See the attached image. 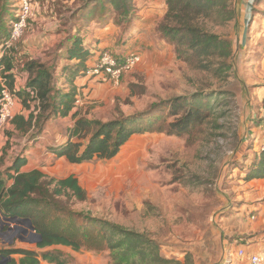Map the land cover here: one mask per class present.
Returning <instances> with one entry per match:
<instances>
[{"label":"rangeland","instance_id":"obj_1","mask_svg":"<svg viewBox=\"0 0 264 264\" xmlns=\"http://www.w3.org/2000/svg\"><path fill=\"white\" fill-rule=\"evenodd\" d=\"M20 1L0 0L3 39L9 36ZM215 1L219 7L216 5L208 15H197L191 8L189 17H196L193 25L197 22L200 29L231 41L233 54L223 69L218 56L211 59V68L203 69L199 67L202 59H189L177 53L176 43L160 30L163 25L186 20L187 15L167 16L168 0H153L151 5L149 2L139 5V0H134L133 17L129 15L125 20L109 0H103L102 5L94 0L88 3L75 0V5L83 7L80 14L74 13V5L60 1L56 4V18L63 26L65 37L72 40L80 37L93 51L90 67L106 49L114 54L141 56L120 85L101 80L97 87L88 89L87 96L77 92L82 115L108 121L121 114H143L144 124L152 122L155 130L131 137L113 159L95 158L72 164L64 157H57L55 150L69 139L68 131L76 119H50L42 128H33L28 133L12 129L13 123L0 127V169L6 170L15 157L21 155L30 161V167L24 170L38 167L48 178L56 179L74 175L86 190L85 200H79L72 193L56 196L58 207L51 209V214L58 219L57 226L75 222L90 230V224L94 226L92 222L100 219L148 235L158 243L163 256L183 264H230L232 257L226 247L232 245L236 264L245 261L236 258V248L244 242L239 240L243 238L239 227H234L235 233L228 231L241 218L249 222L259 220L258 210L246 212L245 216L239 214L245 204L246 175L257 152H262L263 139H258L256 147L251 123L245 117L246 95L241 73L244 62L240 59L242 51L237 41L238 0ZM231 13L235 16L226 20ZM33 16L34 9L31 18ZM77 21L80 26L78 31H73L71 25ZM95 22L97 28L107 31L89 30ZM2 42L1 39L0 44ZM72 44L73 41L64 38L57 48L62 47L63 51L57 56H47L54 83L57 78L61 79L60 86L66 90L70 88L67 79L74 73L76 64L67 58ZM189 109L198 111V116L187 121ZM29 113L30 110L22 106L19 114L28 116ZM188 122L191 128L185 133H178V126H170L172 123L185 126ZM48 127L52 134L46 132ZM167 130H175L177 134ZM89 138L88 135L73 140L85 146ZM262 189L264 191V184ZM38 241L28 221L4 220L0 215V251L26 248L36 250L41 256L46 250H54L61 252L65 264L113 263L112 251L105 241H84L79 250L62 245L40 249ZM261 254L264 257V253ZM4 262L0 259V264ZM40 264L55 263L42 260Z\"/></svg>","mask_w":264,"mask_h":264},{"label":"trees","instance_id":"obj_2","mask_svg":"<svg viewBox=\"0 0 264 264\" xmlns=\"http://www.w3.org/2000/svg\"><path fill=\"white\" fill-rule=\"evenodd\" d=\"M94 1L98 2L99 5L103 4V0ZM109 2L116 11L120 12L124 20L129 15V18L133 17L131 8H135L134 0H109ZM168 2L170 8L167 16H171L172 13L175 18H181L184 14L187 15L186 20L176 21L174 25H163L160 30L165 37L176 43L177 53L180 56L186 55L189 59L192 57L202 59L199 67L203 69L211 68L213 64L211 59L218 56L222 60L220 64L222 69L226 68L225 65L228 66L226 61L233 54L231 41L223 39L215 33L200 29L196 24L197 22L192 24L196 17H189L191 8L197 15H208L216 5L219 7V4H216L215 0H168ZM234 16L235 14L231 13L226 20H230ZM30 20L31 18L29 22ZM1 29L0 41L2 39L3 42L0 46L9 38L8 36L3 39ZM70 39L73 44L67 51V58L70 62L76 61V64L73 66L74 73L72 72L70 78L67 79L70 85L68 90L54 87L55 76L52 69L34 59L25 62L26 69L30 74L27 87L16 90L13 52H6L0 57V75L9 79L11 89L21 99L24 108L30 110L28 116L16 113L11 123L17 131L28 133L33 128H42L48 120L68 116L74 108H78L73 113V119L76 121L68 131L69 139L55 150L57 157H64L72 164L89 162L95 158L113 159L121 152L122 147L131 137L155 130L152 128V122L144 124L143 114H121L119 117L108 121L82 115L81 107L78 104L80 98L74 79L87 75L89 68L93 67L97 60L90 67L88 64L93 51L85 46L84 40L80 37H74L73 40L71 37ZM106 51L110 52L121 64L127 56L114 54L106 49L99 54L97 59ZM65 69L69 68L65 67ZM127 74H123L121 82ZM102 81L108 82L107 79H102ZM34 102H36L34 109H31ZM188 113L190 114L187 115V121L198 116V111L189 109ZM170 126L180 127L177 128L178 133L188 132L191 128L189 122L185 126L175 123L170 124ZM167 131L171 134H177L175 130ZM88 135L90 138L85 146L81 142L73 140L74 137L80 139L81 137L86 138ZM254 160L246 175L247 181L264 178V151L256 155ZM26 164L27 157L18 155L10 167L6 170L0 169V214L5 219L16 218L31 223L39 236L38 248L45 249L54 245H62L79 250L85 244L84 241L90 243L92 239H97L100 242L105 241L111 249L112 264H183L179 260L163 256L158 243L148 235L129 230L109 221L96 219L92 223L94 226L99 225V228L90 224L92 227L90 230L88 227L78 226L75 222H71L72 224L70 223L68 226L64 225V227L57 226L58 219L53 218L51 214V209L58 207L55 200L56 196L72 193L79 200H85L87 192L74 175L61 179L48 178L38 168L23 171ZM54 184L55 186H53ZM246 240H250V238H244L242 241L246 242ZM0 252V258L7 260L4 264H40L42 260L55 264L66 263L61 252L54 250H46L41 256L36 250L26 248H10ZM16 254L21 257L19 259L13 257Z\"/></svg>","mask_w":264,"mask_h":264},{"label":"crops","instance_id":"obj_3","mask_svg":"<svg viewBox=\"0 0 264 264\" xmlns=\"http://www.w3.org/2000/svg\"><path fill=\"white\" fill-rule=\"evenodd\" d=\"M59 1L69 4L71 7L74 5V11H76L74 13L80 14L82 11L83 7L81 5H75V0H33L32 6L34 9V16L31 18L27 30L19 42L18 51L13 55L15 60L13 72L16 78V90L25 89L28 85L30 74L26 69V61L34 59L48 66L50 63H48L47 56L49 54L57 56V53L59 54L63 51L62 47L57 50L58 45L63 42V39L66 38L68 42L71 40V37H65V32L62 33L63 26L58 23L56 18V4L59 3ZM86 1L88 3L89 0ZM148 2H146V0H139V5L146 3L151 5L153 0H149ZM237 14L236 21L239 32L237 41L242 51L240 59L244 62L241 73L244 78L243 89L246 95L245 111L247 112H245V117L246 121L251 123V136L256 143L255 146L258 147V139H263L264 135V0H238ZM96 24L97 23L95 22L94 25H91L89 30L95 28L101 29V31H107L102 28H97ZM79 26V21L71 25L73 31H78ZM142 41L143 39L141 38L140 42ZM128 45H131V42H129ZM138 47L140 48V46ZM20 58H22L21 61ZM126 76L124 77L125 79ZM99 81L98 77L92 78L91 76L85 75L77 78L75 84L77 86V91L83 92V95L87 96L88 91L90 90L89 88L92 86L97 87L99 85L97 82ZM60 82L61 79L57 78L56 83L53 84L54 87L60 88ZM61 88H64V86ZM21 104L22 101L20 99L16 106V113H20L23 106ZM78 104L80 107V101ZM77 109L78 108H74L70 115L58 117L56 120L65 119L69 121V119H73V113H75ZM51 120L53 121L54 118ZM63 127L65 129L64 122ZM12 129H14V126H12ZM46 132L52 134V130H50L49 127L46 129ZM63 134L66 136L67 131L63 132ZM258 149L256 151H258ZM1 154L2 153H0V155ZM258 154H260L259 151L256 155ZM9 157L11 158V156ZM29 164L30 161L27 157V164L23 167V171L30 170H24ZM262 184H264V178L253 179L246 182V190L244 191L245 204L241 207L239 215L245 216L246 212L248 213L252 210H258L259 220L257 222H249L241 218V221H237L234 226L230 228V231L228 232L232 234L235 233L234 227H239L240 234L243 235V238H239V240H243L244 238L247 239L248 237L250 238V240H246V242L242 244L236 241V243H239L236 248V253L242 247L246 248L248 254L264 253V191L262 189ZM262 217L263 222L260 223ZM226 249L228 251L230 250L229 253L232 257L230 264H236L233 256V249L235 248L232 245L227 246ZM236 258L239 257L236 256ZM247 259L248 257L241 258L242 261L245 260L241 264H248ZM238 261H240V259Z\"/></svg>","mask_w":264,"mask_h":264},{"label":"built area","instance_id":"obj_4","mask_svg":"<svg viewBox=\"0 0 264 264\" xmlns=\"http://www.w3.org/2000/svg\"><path fill=\"white\" fill-rule=\"evenodd\" d=\"M32 9V0L20 1L16 18L11 24L9 38L1 46V56L6 52H13L12 55H14L18 51V43L28 28ZM140 60V54H128L123 64H121L110 52L106 51L100 55L97 63L89 68L87 74L91 77H98L100 81L107 79L108 82L110 81L114 85H120L123 74L131 72ZM1 68L3 69L4 67L2 66ZM19 100L20 98L9 85V79L0 75V127L11 124L16 115V106ZM261 151H264V135ZM4 220L7 219L4 218ZM238 257L242 259L248 257V264H264V257L261 253L248 254L245 247L238 250Z\"/></svg>","mask_w":264,"mask_h":264},{"label":"water","instance_id":"obj_5","mask_svg":"<svg viewBox=\"0 0 264 264\" xmlns=\"http://www.w3.org/2000/svg\"><path fill=\"white\" fill-rule=\"evenodd\" d=\"M7 220H14V219H16V218H6ZM30 224V228L32 229V230H34V226L33 225H31V223H29ZM39 237V236H38ZM6 260V259H5ZM7 261V260H6Z\"/></svg>","mask_w":264,"mask_h":264},{"label":"flooded vegetation","instance_id":"obj_6","mask_svg":"<svg viewBox=\"0 0 264 264\" xmlns=\"http://www.w3.org/2000/svg\"><path fill=\"white\" fill-rule=\"evenodd\" d=\"M2 257V256H1ZM0 259H2V258H0Z\"/></svg>","mask_w":264,"mask_h":264}]
</instances>
